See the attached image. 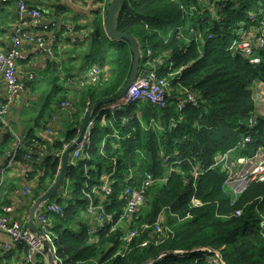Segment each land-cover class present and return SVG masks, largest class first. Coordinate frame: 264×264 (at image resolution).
I'll return each instance as SVG.
<instances>
[{
    "label": "trees",
    "instance_id": "obj_1",
    "mask_svg": "<svg viewBox=\"0 0 264 264\" xmlns=\"http://www.w3.org/2000/svg\"><path fill=\"white\" fill-rule=\"evenodd\" d=\"M247 1L216 0L215 14L199 0L123 3L116 29L137 39L142 62L147 49L157 57L166 53L170 70L177 74L169 77L171 91L166 107L138 100L113 112L101 106L93 115L89 147L66 167L64 183L69 182L72 189H61L53 197L62 208L61 213L51 215L57 264H141L164 251L183 253H167L152 264H210L207 258L215 256L214 252L224 264H264V180H251L233 199L224 185L226 171L214 165L218 154L234 149L240 155L264 150V113L257 114L253 92L258 82L264 89V53L258 64H252L228 49L238 29L254 23L249 14L260 8V0ZM104 15L101 20L90 19L85 26L91 31L78 38L81 71L96 63L100 75L99 83L80 89L81 107L119 93L131 69L132 51L125 40L106 36ZM191 28L194 35L189 32ZM83 29V25H75V31ZM181 32L189 37H181ZM170 70L160 69L159 74L167 76ZM62 91L54 80L33 126L22 138L18 160L33 138L40 141L35 130H44L46 110ZM184 91L195 97L196 105L186 103L179 109ZM81 113H85L82 108L73 113L75 121L67 125L65 138L54 139L47 145V154L33 161L34 171L28 175V180H33L30 204L55 178L59 160L51 154L60 153L76 137L74 126L81 125ZM248 119L254 124L249 126ZM246 136L249 142H243ZM14 141L15 136L0 122V155L13 151ZM196 168L203 172L194 179ZM145 172L154 180L146 191V203L127 225L126 229H136V236L126 244V229H112L113 224L124 211L123 191L137 186L138 176ZM130 173L135 180L126 181ZM106 181L109 194L99 189ZM191 198L200 204H192ZM90 199L94 206H103L112 222L94 234H89L86 222L80 223L78 230L69 228L87 211ZM8 203L7 199L2 202ZM167 227L171 229L168 232ZM144 241L147 243L142 246ZM33 264H46L44 256L37 254Z\"/></svg>",
    "mask_w": 264,
    "mask_h": 264
},
{
    "label": "built area",
    "instance_id": "obj_2",
    "mask_svg": "<svg viewBox=\"0 0 264 264\" xmlns=\"http://www.w3.org/2000/svg\"><path fill=\"white\" fill-rule=\"evenodd\" d=\"M11 1H15L17 17L12 25V30L9 38V46L6 49L0 50V75L5 83V97L3 102L0 103V122L8 128L9 125L8 121L5 118V115L8 111L10 103H12L20 96L25 87V81L18 76L17 71L18 62L25 59V55L22 51V41L24 39H35L33 35H29L25 32V29L27 27L26 16H30L31 18L37 20L38 22L35 23L41 25L40 22L43 21L41 18L45 13V4L43 0H0V3H10ZM79 1L83 4H88L94 0ZM215 1L216 0H205L208 5L206 7L212 14H215L213 12L217 8L215 6L217 5L215 4ZM258 4L260 8L249 14L250 21L254 23H251L249 27L239 28L236 37L233 39L228 48L229 51H232L234 54H241L252 64H258L261 60L262 54L264 53V0L258 1ZM52 25L53 23L49 21L45 24H42L40 28L49 30V27H51ZM71 31L72 28L69 27L65 32L70 33ZM191 31L194 33V29H192ZM71 37L73 41L76 40L73 36ZM52 38L55 39V36H53ZM37 43L39 48L45 46V43L41 37L37 39ZM46 51L51 54V47H47ZM163 60H165L163 57L154 56L153 52L150 49H147L142 66L139 67L137 77L135 78L131 86L127 88L126 92L119 100L104 105V107H102L101 109L113 112L116 109H119L128 104H132L138 100H145L153 105H157L162 108L166 107L167 97L170 96L171 91V83L169 77L177 74V72H174L173 74H169L167 76L160 75L158 70L159 67L163 64ZM168 67L171 68V63L168 65ZM28 78L31 80L33 78L32 74H29ZM75 79L77 80V84H79L80 86H84L87 84H97L100 81L99 69L97 66L92 65L89 67V70L86 71L85 76H79ZM186 103L196 105L195 97L189 92H186L185 97L180 98V101L178 102V108H183ZM67 104L68 103L66 101L61 102L62 107H65ZM88 104L89 102H87V105ZM54 120V117H51L47 120L45 128L43 130L44 137H42V135L37 136L40 137V141L36 137L33 138L32 144L27 148V151L23 155V158L21 160L17 159V150L20 148V146H22V139L16 137V141L13 144V151L7 152V161L2 167L1 172L4 173L6 168L13 167L16 163H20V161H26V163H28L32 168H28L25 171L28 176L34 170L32 164L33 161L40 160L48 152L47 145L51 143V141H48L50 140L48 137L51 134L52 122ZM247 122L248 125L251 126L255 121L253 119H248ZM92 124L93 122L91 120L83 134L82 139L70 152V163L74 164L81 157L83 150L89 147L90 129L92 127ZM9 130L14 135L13 131L10 128ZM249 139L250 138L246 136L243 142H249ZM243 142H241V145ZM67 146L68 145H65L63 150ZM62 151L60 153H57L56 155H60ZM231 163L232 162L229 159L225 158L223 160V163L220 165L222 170H225L227 173L224 180V185L226 184L225 186L227 188L233 187L235 189H239L241 192L245 188L247 183H249L251 180H264V162L260 163L259 161H256L247 163V161L244 160L243 165H240V163L237 162L235 166L229 168V165ZM218 164L219 160L216 159L214 165L216 166ZM202 172L203 171L201 169L196 168L193 172V178L196 179L200 174H202ZM129 180H135L132 173H130L126 178V181ZM153 180V177L149 173L145 172L138 176L139 184L137 186L126 188L123 191L122 198L125 201V207L123 211L124 216H128L125 208H127L129 212L133 210L136 211L139 208L138 206L141 205V202H144L146 191L148 187L153 183ZM240 181L243 182V186H235L237 183L239 184ZM31 189L32 188L30 186H25L19 191V193L25 196L29 194V192H31ZM99 189L100 191L104 192V194H109L111 192L107 181L104 182V184H102ZM63 191L66 192L65 190ZM93 191H95V188H93ZM191 203L194 205L200 204V202L195 198H191ZM13 211L14 209L11 204L0 205V232L7 235L9 239V241L7 242L0 241V261L3 262L2 260L4 259L6 253H8L13 247L23 244L26 246L25 262L27 264H32L34 261V257L37 254H42L44 256L42 252L41 240L27 227L26 223H22L16 218L12 217ZM61 211L62 208L56 202L52 201L43 203L37 210L36 214V218L39 222V229L46 241L49 243L50 249L53 253L55 250V246L53 243L54 235L50 229L51 226L49 225L50 221L48 220V217L51 216L52 213L59 214L61 213ZM87 212H92L95 214L93 217V221L91 219V227L88 230L89 233H96L97 231L103 230L105 229L107 223L112 222V216L105 213L103 206H94L91 199L87 206ZM158 230L160 229L158 228ZM128 234L129 236L124 239L127 244L134 236H136V229H131L125 236H127ZM146 243L147 242L144 241L143 243H141V245L145 246ZM210 260L212 263H210ZM208 262L210 264H220L221 259L217 258V255H215L209 257Z\"/></svg>",
    "mask_w": 264,
    "mask_h": 264
},
{
    "label": "crops",
    "instance_id": "obj_3",
    "mask_svg": "<svg viewBox=\"0 0 264 264\" xmlns=\"http://www.w3.org/2000/svg\"><path fill=\"white\" fill-rule=\"evenodd\" d=\"M43 1L45 4V13L41 18L43 20L40 22L41 25L35 23L38 22L37 20L31 18L30 16H26L27 27L25 32L29 35H33L35 39H24L22 41V51L25 55V59L18 62L17 71L18 76L25 81V87L20 96L10 103L5 118L8 121L9 128L13 131V133L15 132V138L18 137L22 139L26 132L33 126V121L36 118L38 110L51 88L52 82L54 80L57 82L62 80L64 82L63 86L61 85L63 87V91L56 99L58 101L64 97L61 102L66 101L68 104L65 107H62L61 102H59V105H57V101L54 102V104H52L46 110V115L44 118V121H47L49 117H54L55 119L52 122V131L48 137L50 140L46 138L48 141L52 142L54 139L63 140L65 138L67 125L70 122L75 121V118H72V115L79 108H82V110L85 112L83 114L81 113L79 116V120H82V125L86 113L90 107V104L87 105V102L83 107L80 106L78 93L85 85L80 86L77 84V80L75 78H78L79 76H85L86 71L89 70V67L92 65L97 66V64H89L81 71L80 66L82 65V58L80 53L82 51V47L77 42L78 38H83L88 30L91 31L85 26L91 18L90 13L93 11L97 13V11L99 12V10H102L103 8L105 9L107 0H102L101 2L94 0L88 4H83L79 0ZM66 9L81 13L85 12L88 14V20L86 22H80L81 24L77 22L75 24L67 23L62 18L63 11ZM16 17L15 1L3 4L0 3V50L6 49L9 46L12 25ZM49 21L53 23V25L49 27V30L40 28L42 24H45ZM77 24L83 25L84 29L78 32L75 31V25ZM69 27L72 28L69 36H66L63 42L57 43L58 37L65 34L64 32ZM191 30L192 28L189 30L190 34L194 35L195 33H193ZM180 34L183 38L189 37L184 36L182 32ZM53 36H55V39L52 38ZM71 36H73L76 40L73 41ZM40 37L45 43V46L42 48H39L37 43V39ZM47 47H51V54L46 51ZM160 56L163 57L166 62L163 60V64L159 67V70L165 68L170 70L171 68H169L168 65L171 62L167 61V54L162 53ZM142 63L143 62L141 59L140 66H142ZM162 72H164V70H162ZM169 72L171 73H167V75L174 73L171 70ZM29 74H32L33 76L31 80L28 78ZM38 74L41 76V78L47 80V85L45 86L46 88L42 87L36 89V87H34L33 83L36 78L35 75ZM262 87L263 85L258 87L259 96L262 94L264 96V89ZM4 88L5 83L0 75V103L3 102L5 97ZM182 95L183 96L180 97H185V91L184 93L182 92ZM138 117H140L139 114H137V118ZM81 125L74 126L77 131L76 136L78 135L77 129L80 128ZM35 134L37 136L42 135V137H44V131H40L39 129L35 130ZM103 140L105 141V138ZM6 160V155H0V182L2 181L0 188V205L5 199L9 200L8 204H11L14 209L12 217L16 218L22 223H26L31 206L33 204H30L31 192L23 196L19 193V191L25 186H30L31 188L33 187V180H28L27 173H25V171L28 168H31V166L26 163V161H20V163H16L13 167L6 168L5 172L2 173L1 169L5 165ZM8 170L9 172L7 173ZM48 220L51 222L53 218L49 216ZM90 220L86 221L89 228L91 227ZM36 225H39L38 221H36ZM0 241L7 242L9 239L7 235L0 232ZM25 255L26 246L23 244L17 245L13 247L8 253H6L4 259L2 260V264H27L25 262Z\"/></svg>",
    "mask_w": 264,
    "mask_h": 264
},
{
    "label": "water",
    "instance_id": "obj_4",
    "mask_svg": "<svg viewBox=\"0 0 264 264\" xmlns=\"http://www.w3.org/2000/svg\"><path fill=\"white\" fill-rule=\"evenodd\" d=\"M128 0H110L108 2V5L105 10V15H104V31L106 36L111 39V40H125L133 54V61L131 65L130 72L128 74V77L126 81L124 82L123 86L121 87V90L119 93H117L114 96L111 97H106L97 100L93 104L90 105L85 119L81 125L80 128H78V135L76 138H74L71 143L62 151L60 155L56 154H51L53 158L59 160V168L57 171V174L55 176V179L51 183V185L48 187V189L43 192L32 204L28 220L26 222L27 227L41 240L42 243V252L45 256V262L46 264H57L56 257L52 250L50 249L49 243L46 241L44 236L42 235L39 227L36 225V213L39 207L51 200L53 197L57 195V193L62 189L63 183L65 181L66 177V167L69 163V157H70V152L73 150V148L76 146L77 143L82 139L83 134L89 124V122L93 119V115L97 110L100 109L101 106L107 105L111 102H115L119 100L124 93L126 92L127 88L131 86L135 78L137 77L138 71H139V66L141 62V52L139 48V44L137 42V39L128 33L118 31L116 29V20L117 16L119 13V10L121 9L123 3ZM202 250H210L209 248H199ZM194 251H198V248L194 249ZM167 253H178L181 254L183 253L182 251H164L161 252L160 254L154 256L153 258L147 259L141 264H152L154 261L158 260L161 256L167 254ZM215 255L219 256L221 259V256L219 253L214 252ZM221 264H224V262L221 260Z\"/></svg>",
    "mask_w": 264,
    "mask_h": 264
},
{
    "label": "rangeland",
    "instance_id": "obj_5",
    "mask_svg": "<svg viewBox=\"0 0 264 264\" xmlns=\"http://www.w3.org/2000/svg\"><path fill=\"white\" fill-rule=\"evenodd\" d=\"M109 2V1H108ZM107 2V4H108ZM199 2L201 3V5L203 6H208L207 5V2H205V0H199ZM251 0H248L246 3H250ZM106 8V7H105ZM97 11V10H96ZM99 12H100V15H99ZM99 12L97 11V13H95L94 11L90 13L91 15V18L90 19H95V20H101L103 18V15H104V12H105V9L103 8L102 10H99ZM102 14V15H101ZM62 18L65 22L67 23H70V24H75L76 22L81 24L80 22H86L88 19V14H86L85 12H77V11H71L70 9H66L63 11V14H62ZM189 26V23L186 24V27ZM182 34L184 35V33L182 32ZM66 36H69V32H65V34L63 35H60L58 37V40H57V43H60V42H63L66 38ZM186 36H189V35H186ZM168 61V59H167ZM169 62V61H168ZM177 72V71H175ZM35 80H34V87H36V89L38 88H42V87H45L47 85V80H45L44 78H41V76L38 74V75H35ZM108 78V77H107ZM106 78V79H107ZM41 79V80H40ZM261 82H258L257 83V86L256 88L253 87V92H254V97H255V100L256 102H258V110H259V115H261V113H264V96L262 94V96H259V92H258V87H260L261 85H263V83L259 84ZM58 84L62 85L64 84V82L62 80L58 81ZM46 88V87H45ZM45 91V90H44ZM42 93V91H41ZM261 112V113H260ZM257 114H258V111H257ZM264 115V114H263ZM15 133V132H14ZM227 158L229 159L232 163L229 165L230 167L229 168H232L233 166H235V164L237 162L240 163V165H243V162L244 160L247 161V163H250V162H256V161H259L260 163H263L264 162V151L262 150V148H259L258 150H255L254 152L250 153V154H244V155H240V151H237L236 149L234 150H231L230 152H227V153H224V154H218L215 158L219 160V164L218 165H221L223 163V160ZM239 158V159H238ZM9 172V170L7 171V173ZM5 183V182H4ZM243 182H239V184L237 183L235 186H238V187H242L243 185ZM226 185V184H225ZM234 186V187H235ZM226 187V186H225ZM72 189V185L68 182H65L62 186V190H65L67 192H69L70 190ZM227 190L230 191L233 199L236 198V196L240 193V190L239 189H235L233 187H230V188H226ZM97 192V190L95 191V193ZM98 193V192H97ZM100 196L102 197V194H100ZM54 199V200H53ZM55 199L56 198H52L51 200L53 202H55ZM51 201V202H52ZM145 201V200H144ZM146 203V201H145ZM143 205V202H141V205H139L138 207L142 206ZM138 210V209H137ZM137 210H133L131 212H129L127 210V208H125V211H127V215L128 216H124L122 214V216L120 217V219L117 221V222H114L113 224V229H116V227H122V229H126L127 228V225L133 220V216L135 215V213L137 212ZM133 212V213H132ZM37 214V213H36ZM94 213L92 212H84L83 215H81L80 217H77L75 218L69 225L68 227L73 229V230H78L80 228V223L82 222H86V221H89L90 219H92L93 221V217H94ZM164 214H162L160 217H159V222L162 223V221L164 220ZM36 221H38L37 218H35ZM39 224V222H38ZM52 224V221L49 223V225L51 226ZM163 225V224H161ZM39 227V225H38ZM160 229V228H159ZM131 229H126L125 230V234L123 236V240L125 238H127L129 236V234L127 236H125ZM171 229L167 227V232L170 231ZM89 232V231H88ZM89 234H94V233H89ZM125 241V240H124ZM126 242V241H125ZM127 244V243H126ZM118 253L121 254V251H119ZM217 258H219V256H217ZM208 261H209V258H207ZM58 259L56 258V261ZM210 263L211 260H210ZM221 264V263H220Z\"/></svg>",
    "mask_w": 264,
    "mask_h": 264
},
{
    "label": "bare ground",
    "instance_id": "obj_6",
    "mask_svg": "<svg viewBox=\"0 0 264 264\" xmlns=\"http://www.w3.org/2000/svg\"><path fill=\"white\" fill-rule=\"evenodd\" d=\"M206 259V258H205Z\"/></svg>",
    "mask_w": 264,
    "mask_h": 264
},
{
    "label": "clouds",
    "instance_id": "obj_7",
    "mask_svg": "<svg viewBox=\"0 0 264 264\" xmlns=\"http://www.w3.org/2000/svg\"><path fill=\"white\" fill-rule=\"evenodd\" d=\"M104 106V105H103Z\"/></svg>",
    "mask_w": 264,
    "mask_h": 264
}]
</instances>
